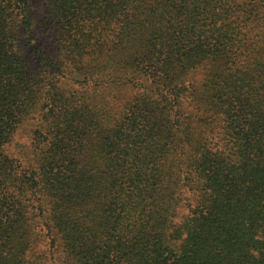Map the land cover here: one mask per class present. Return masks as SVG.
<instances>
[{
    "label": "trees",
    "instance_id": "16d2710c",
    "mask_svg": "<svg viewBox=\"0 0 264 264\" xmlns=\"http://www.w3.org/2000/svg\"><path fill=\"white\" fill-rule=\"evenodd\" d=\"M0 264H264V0H0Z\"/></svg>",
    "mask_w": 264,
    "mask_h": 264
},
{
    "label": "rangeland",
    "instance_id": "374dc122",
    "mask_svg": "<svg viewBox=\"0 0 264 264\" xmlns=\"http://www.w3.org/2000/svg\"><path fill=\"white\" fill-rule=\"evenodd\" d=\"M33 1L35 2L36 7L38 9H40V11H42V9H43V7H44V5H45L47 0H33ZM196 76L197 77H195V79H196L195 81H200L201 77H203V76H201V74H197ZM214 119H215V117H211L210 118V120H214ZM218 123H220V121H218V119H217L216 124H218ZM218 130H219V127L216 129V131H218ZM216 140H218V139H216ZM181 197H182L181 199H184V197L185 198H187V197L189 198V197H191V195H190V193L188 191L187 192L185 191L182 194ZM176 210H177V221H179L181 219V216L185 213L182 201L179 203V206L177 207Z\"/></svg>",
    "mask_w": 264,
    "mask_h": 264
}]
</instances>
